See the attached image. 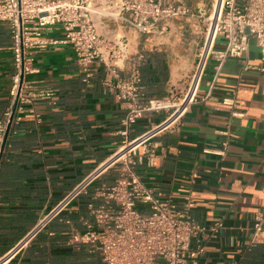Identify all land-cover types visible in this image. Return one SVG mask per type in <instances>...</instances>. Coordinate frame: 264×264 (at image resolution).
<instances>
[{
    "label": "crops",
    "instance_id": "0c3cea01",
    "mask_svg": "<svg viewBox=\"0 0 264 264\" xmlns=\"http://www.w3.org/2000/svg\"><path fill=\"white\" fill-rule=\"evenodd\" d=\"M178 1L196 12L212 3ZM120 35L127 44L118 62L121 76L128 77L136 58L143 56L139 71L145 99L167 98L172 91L177 98L185 95L205 38L193 17L170 22L165 29L159 26L152 34L124 29ZM54 37L61 41L63 32L57 30ZM223 47L216 43V49ZM11 48L9 27L0 23V121L11 102ZM31 57L29 65L37 72L25 81L34 91L49 88L55 95L27 105L28 112L12 126L4 149L5 138L0 147V263L101 264L99 254L87 246L75 247L71 237L73 229L86 231L92 206L101 204L96 193L115 183L116 169L104 170L42 232L34 234L33 229L123 145L126 104L118 99L115 80L103 63L92 65L93 77L84 82L69 45L54 44ZM260 64L253 41L240 59L221 63L209 58L188 111L155 137L149 153L140 150L135 158V172L154 196L176 204L193 199L195 221L208 230L219 225L199 238L204 251L191 264H264V236L257 239L254 229L255 214L264 211V74L245 70L246 65ZM225 99L234 103L226 105ZM166 118L165 113L146 114L129 138H138Z\"/></svg>",
    "mask_w": 264,
    "mask_h": 264
},
{
    "label": "built area",
    "instance_id": "2783aa9c",
    "mask_svg": "<svg viewBox=\"0 0 264 264\" xmlns=\"http://www.w3.org/2000/svg\"><path fill=\"white\" fill-rule=\"evenodd\" d=\"M191 17L194 12L178 0H0V23L7 24L11 32L15 69L10 106L0 121V147L8 129L28 112L27 105L36 98L54 97L53 90L34 91L25 81L37 72L29 65L32 53L54 44L72 47L84 82L93 77L91 66L103 63L115 80L118 99L127 107L122 120L123 145L103 168L88 175L55 208L44 213L33 229L34 234L61 216L104 170L113 168L119 176L113 185L98 189L96 199L101 204L92 206L91 219L84 223L86 231L73 229L71 242L75 247H89L92 253L99 254L101 264H191L202 255L199 238L207 231L216 232L219 225L209 230L200 226L192 215L193 199L176 204L154 196L136 174L135 158L140 150L149 153L155 137L177 125L188 111L209 58L221 63L228 58L240 59L253 41L259 49L261 64L246 65L245 70L264 74V0H221L220 6L215 4L207 20L209 26L196 69L181 98L172 91L167 98L145 99L139 71L143 56L136 58L128 77L121 76L118 63L127 49L123 42L126 37L120 35V30L152 34L159 26L165 29L170 22ZM57 30L63 32L61 41L54 37ZM218 41L224 49H216ZM224 103L232 105L234 100L225 99ZM149 113H165L167 118L138 138L130 139L133 126ZM140 205H147L148 211L143 212ZM254 229L256 238L261 240L264 211L255 214Z\"/></svg>",
    "mask_w": 264,
    "mask_h": 264
},
{
    "label": "rangeland",
    "instance_id": "374dc122",
    "mask_svg": "<svg viewBox=\"0 0 264 264\" xmlns=\"http://www.w3.org/2000/svg\"><path fill=\"white\" fill-rule=\"evenodd\" d=\"M215 4H216V0H212V3L208 7V9H205L204 11H201V14H204V16H202L200 14V11L196 12V11L193 10V12H194V17L193 18L201 26L202 31L204 32V36H205L206 31H207L208 26H209V21H207V20H208L209 16L212 15L214 7H215ZM189 34L193 35V32L191 31V32H189ZM222 49H224V47Z\"/></svg>",
    "mask_w": 264,
    "mask_h": 264
},
{
    "label": "water",
    "instance_id": "95a60500",
    "mask_svg": "<svg viewBox=\"0 0 264 264\" xmlns=\"http://www.w3.org/2000/svg\"><path fill=\"white\" fill-rule=\"evenodd\" d=\"M9 133H10V128L8 129L7 133H6V136H5V139H4V144H3V149L6 145V142H7V139H8V136H9Z\"/></svg>",
    "mask_w": 264,
    "mask_h": 264
},
{
    "label": "bare ground",
    "instance_id": "6f19581e",
    "mask_svg": "<svg viewBox=\"0 0 264 264\" xmlns=\"http://www.w3.org/2000/svg\"><path fill=\"white\" fill-rule=\"evenodd\" d=\"M218 1H219L218 6H220L221 0H218Z\"/></svg>",
    "mask_w": 264,
    "mask_h": 264
}]
</instances>
